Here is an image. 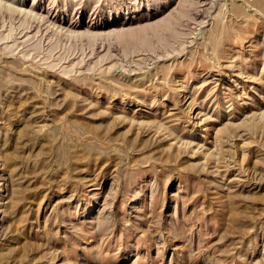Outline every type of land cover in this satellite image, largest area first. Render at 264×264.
I'll use <instances>...</instances> for the list:
<instances>
[{"label":"rangeland","instance_id":"374dc122","mask_svg":"<svg viewBox=\"0 0 264 264\" xmlns=\"http://www.w3.org/2000/svg\"><path fill=\"white\" fill-rule=\"evenodd\" d=\"M21 1L0 264H264V0Z\"/></svg>","mask_w":264,"mask_h":264},{"label":"bare ground","instance_id":"6f19581e","mask_svg":"<svg viewBox=\"0 0 264 264\" xmlns=\"http://www.w3.org/2000/svg\"><path fill=\"white\" fill-rule=\"evenodd\" d=\"M8 1V0H7ZM17 1V3L19 4L17 7H13V5L11 6V4L10 3H7L6 2V0H0V8H6V9H10L11 11H15L17 8L18 9H20V10H24V16H28V15H30L31 16V13H35V11H34V6H30V7H28L27 9L26 8H23V7H21L23 4H24V2L23 1H21V0H16ZM16 4V3H15ZM16 6V5H15ZM16 8V9H15ZM37 11V10H36ZM20 12V11H19ZM21 13H22V11H21ZM39 13V12H38ZM37 13V14H38ZM35 15V14H34ZM40 16V15H39ZM31 17H33V15L31 16ZM36 17V16H35ZM164 17V16H163ZM169 17V16H168ZM29 18V17H28ZM170 18V17H169ZM168 18V19H169ZM48 20V19H47ZM160 20V19H159ZM166 20V19H165ZM166 22H167V20H166ZM57 23H58V26L60 27V29H64V30H67L68 31V33H69V35L70 36H75V37H77V36H83V35H86V36H88L89 38H93V39H95L94 37H96V36H98V33L97 32H93V31H91L90 29H92L93 28V26H92V28H89L88 30L86 29V31H84V32H78V31H76L77 30V28H75L76 30L74 31V28H73V31H72V29H70L69 27H65L64 25H67V26H70L69 24H67V22L66 21H62V20H58L57 21ZM56 23V24H57ZM150 23V25H155L156 23H157V21H152V22H149ZM162 23V22H161ZM164 23H165V21H164ZM55 24V25H56ZM121 24V23H120ZM159 24H160V21H159ZM163 24V23H162ZM135 25V24H134ZM144 25H145V23H144ZM146 25H148V24H146ZM157 25V24H156ZM155 25V26H156ZM57 26V27H58ZM97 26V25H96ZM138 26V25H137ZM136 26V27H137ZM143 25H141V26H139V27H142ZM154 26V27H155ZM56 27V28H57ZM89 27V26H88ZM135 27V26H134ZM134 27H131L130 28V26H128V25H121L120 26V28H115V29H113L112 30V32H114V34H116L117 35V33H125V32H132V31H134V29L136 28H134ZM138 27V28H139ZM150 27H153V26H150ZM79 28V27H78ZM87 28V27H86ZM98 28V27H97ZM145 28H147L146 26L144 27V29ZM149 28V27H148ZM58 29V28H57ZM59 29V30H60ZM108 29V28H107ZM130 29L132 30V31H130ZM143 29V30H144ZM103 31V30H102ZM135 31H136V29H135ZM144 31H146V30H144ZM62 32V31H61ZM111 32V33H112ZM64 33H67L66 31L64 32ZM100 33H102V32H100ZM110 33V34H111ZM126 34V33H125ZM103 35V34H102ZM105 35V34H104ZM107 35V34H106ZM109 35V34H108ZM107 35V36H108ZM122 35V34H121ZM65 36V35H64ZM99 36H101V35H99ZM117 36H119V34L117 35ZM232 123V122H231Z\"/></svg>","mask_w":264,"mask_h":264}]
</instances>
